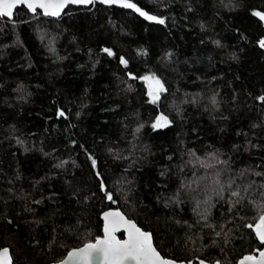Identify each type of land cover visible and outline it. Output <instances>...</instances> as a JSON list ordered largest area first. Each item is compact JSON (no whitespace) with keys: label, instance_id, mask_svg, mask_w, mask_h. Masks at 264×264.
<instances>
[{"label":"trees","instance_id":"1","mask_svg":"<svg viewBox=\"0 0 264 264\" xmlns=\"http://www.w3.org/2000/svg\"><path fill=\"white\" fill-rule=\"evenodd\" d=\"M130 2L164 23L99 3L0 17L11 264L60 261L112 208L176 262L236 264L263 247L248 225L264 213V0ZM146 76L164 86L156 103Z\"/></svg>","mask_w":264,"mask_h":264},{"label":"snow or ice","instance_id":"2","mask_svg":"<svg viewBox=\"0 0 264 264\" xmlns=\"http://www.w3.org/2000/svg\"><path fill=\"white\" fill-rule=\"evenodd\" d=\"M102 3L113 4L117 3L121 7L130 8L138 12L146 20L154 21L163 24V19L148 15L131 3L130 0H101ZM89 4L92 0H0V17L13 18V9L18 5H25L30 11L35 12L37 8L43 9L45 15L59 16L61 10L67 4ZM261 21H264V14L259 11L253 12ZM260 47L264 48V39L259 41ZM108 55L113 53L109 49H105ZM121 63L126 64V61L121 58ZM148 84V95L151 98L150 102L156 103L159 99V94L165 91L163 84L155 76L143 77ZM261 102H264V96L258 97ZM60 116L64 113L60 112ZM169 124L168 119L164 115L157 117L156 122L152 127H166ZM93 165L95 161L93 160ZM257 175H261L257 173ZM233 196L238 195V192H233ZM111 200V196H108ZM262 211H264V206ZM105 226L104 237L98 238L94 243H86L82 248L70 251L67 254V259L61 261V264H173L172 261L165 260L160 253L153 247L152 238L149 233L141 231L130 220H126L120 212H108L104 214ZM123 227L127 233V239L119 240L115 233ZM248 227H253L248 225ZM256 236L261 244H264V214L259 217L258 223L254 227ZM219 235V233H217ZM252 256H245L240 264L253 261ZM0 264H11L8 249L0 251ZM203 264V261H201ZM254 264H264V251L260 252L259 260Z\"/></svg>","mask_w":264,"mask_h":264},{"label":"water","instance_id":"3","mask_svg":"<svg viewBox=\"0 0 264 264\" xmlns=\"http://www.w3.org/2000/svg\"><path fill=\"white\" fill-rule=\"evenodd\" d=\"M94 3H99V4L106 5V6L114 5V6H119V7H121V6H120L119 4H117V3L108 4V3H102L101 0H92V3H89V4H71V3H70V4H67V5L61 10L59 16L45 15L43 9H40V8H37L36 10H39V11L41 12V14H42L43 16H45V17L58 18V17L61 16V14L63 13V11L66 10L69 6H74V7H89V6L93 5ZM20 6H23V7H24L25 9H27L31 14H33V13L36 12V10H35V12L30 11V10H29L25 5H23V4L18 5L16 8H18V7H20ZM16 8L13 9V13H14V10H15ZM123 8H124V7H123ZM128 9H130V8H128ZM132 10H133V9H132ZM6 18H7V17H6ZM8 19H9V18H8ZM108 212H120L121 215H123L124 218H125L126 220H130L132 223H134V224L136 225V227H138L139 229H141V231H144V230H142L141 227H139V226L135 223V221H133V220H131V219H128V218H127V217H126V216H125V215H124L119 209H116V208L113 209V208H112V209H107V210L103 211V212L100 214V219H101V223H102V228H101V236L98 237V238L102 239V238L104 237V226H105L104 214H105V213H108ZM263 214H264V213H263ZM258 221H259V218H258V220L254 223V225H252L253 227H251V229H252V231H253L255 237L257 238L258 242L260 243V241H259V239H258V237L256 236V233H255V231H254V227H255L256 223H258ZM144 232L149 233L148 231H144ZM118 234H122V237H121V238L118 237ZM149 234H150V233H149ZM115 235H116V238L119 239V240L127 239V233L124 231L123 227H122L119 231H117V232L115 233ZM150 236H151V234H150ZM98 238H97V239H98ZM97 239H95L93 242H88V243H94ZM85 244H86V243H85ZM85 244H83L82 246H80V247H78V248H82ZM260 244H261V243H260ZM152 245H153V247L155 248V246H154V244H153V241H152ZM262 245H263V247H262L261 249H259V250H256L254 254H246V255H243L241 258L238 259V261H237L236 264H240V261L243 260V258H244L245 256H252V257L254 258L253 261L246 262V264H254L255 261L259 260V258H260V252H261V251H264V244H262ZM5 248H7V247L1 248L0 251H2V250L5 249ZM78 248H74V249L69 250V251L67 252V254H68L70 251H73V250L78 249ZM7 249H8V248H7ZM155 249H156V248H155ZM8 253H9V258H10V261H11V256H10L9 249H8ZM67 254H66V255L64 256V258L61 259L60 261L55 262V263H49V264H61V261L67 259ZM160 255H161V254H160ZM161 257H162L163 259H165V260L172 261L173 264H187V263H185V262H176V261H174V260H172V259L165 258V257H163L162 255H161ZM201 261H203V264H220V263H218V262H215V263H208V262H206V261H204V260H198V261L196 262V264H201ZM188 264H193V263H188Z\"/></svg>","mask_w":264,"mask_h":264},{"label":"rangeland","instance_id":"4","mask_svg":"<svg viewBox=\"0 0 264 264\" xmlns=\"http://www.w3.org/2000/svg\"><path fill=\"white\" fill-rule=\"evenodd\" d=\"M262 14H264V13H262ZM263 22V25H264V21H262ZM147 87H148V84H147ZM148 91H149V89H148Z\"/></svg>","mask_w":264,"mask_h":264}]
</instances>
